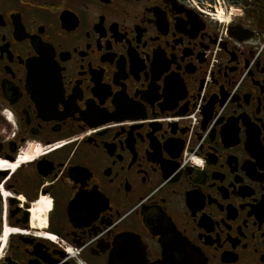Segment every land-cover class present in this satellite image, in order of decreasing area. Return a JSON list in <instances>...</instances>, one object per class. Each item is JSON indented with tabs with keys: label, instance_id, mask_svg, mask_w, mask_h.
Returning a JSON list of instances; mask_svg holds the SVG:
<instances>
[{
	"label": "flooded vegetation",
	"instance_id": "flooded-vegetation-1",
	"mask_svg": "<svg viewBox=\"0 0 264 264\" xmlns=\"http://www.w3.org/2000/svg\"><path fill=\"white\" fill-rule=\"evenodd\" d=\"M227 1L0 0V264H264V0Z\"/></svg>",
	"mask_w": 264,
	"mask_h": 264
},
{
	"label": "rangeland",
	"instance_id": "rangeland-1",
	"mask_svg": "<svg viewBox=\"0 0 264 264\" xmlns=\"http://www.w3.org/2000/svg\"><path fill=\"white\" fill-rule=\"evenodd\" d=\"M226 5H227V7H228V11L229 12H231V13H233V14H237V13H240L239 11H238V9H240L238 6H234V5H231L230 3H228V1L226 0ZM222 7H223V10L224 11H226L225 10V8H224V4H223V2H222ZM231 9H232V11H231ZM233 18V16H230V15H228V14H226L224 17H223V25H227L228 24V22L231 20Z\"/></svg>",
	"mask_w": 264,
	"mask_h": 264
},
{
	"label": "water",
	"instance_id": "water-1",
	"mask_svg": "<svg viewBox=\"0 0 264 264\" xmlns=\"http://www.w3.org/2000/svg\"><path fill=\"white\" fill-rule=\"evenodd\" d=\"M2 214H3V207H2V203L0 201V235L2 233Z\"/></svg>",
	"mask_w": 264,
	"mask_h": 264
}]
</instances>
